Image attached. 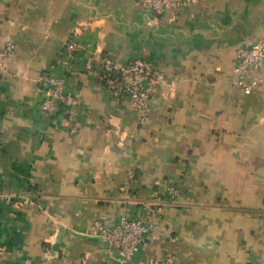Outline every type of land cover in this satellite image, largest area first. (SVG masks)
<instances>
[{
	"label": "crops",
	"instance_id": "crops-1",
	"mask_svg": "<svg viewBox=\"0 0 264 264\" xmlns=\"http://www.w3.org/2000/svg\"><path fill=\"white\" fill-rule=\"evenodd\" d=\"M259 38L264 0H0V264H105L91 226L121 210L152 226L145 264H264V64L251 93L231 81ZM132 55L166 77L142 126L107 70ZM42 74L77 105L42 114ZM168 185L177 204L149 205Z\"/></svg>",
	"mask_w": 264,
	"mask_h": 264
},
{
	"label": "built area",
	"instance_id": "built-area-1",
	"mask_svg": "<svg viewBox=\"0 0 264 264\" xmlns=\"http://www.w3.org/2000/svg\"><path fill=\"white\" fill-rule=\"evenodd\" d=\"M196 0H138L139 6L153 14L163 9L182 10ZM66 48L75 49L73 41H68ZM14 56V44L6 41L0 46V70ZM264 64V39H255L247 44H240L234 50L232 83L244 94L252 92L260 82L257 73ZM107 70L113 76V82L129 99L131 108L138 115V125L142 126L149 115V102L155 87L162 86L166 77L153 60L140 55L129 56L123 63L110 64ZM39 92L44 96L39 106L42 114L54 115L60 106L71 108L77 105L76 94L68 87L65 75L42 74L36 81ZM179 190L172 185L164 188V193H155L149 205H176ZM5 194H0V199ZM91 236L97 237L102 244L101 255L105 264H145L137 260L139 252L152 236V226L145 218L128 210H121L114 219L97 218L90 230ZM149 264H168L152 261Z\"/></svg>",
	"mask_w": 264,
	"mask_h": 264
}]
</instances>
